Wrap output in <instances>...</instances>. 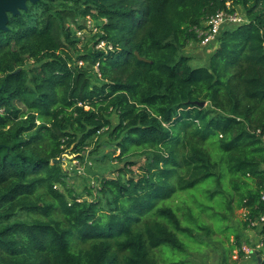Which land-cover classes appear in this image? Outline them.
Wrapping results in <instances>:
<instances>
[{"label": "trees", "instance_id": "1", "mask_svg": "<svg viewBox=\"0 0 264 264\" xmlns=\"http://www.w3.org/2000/svg\"><path fill=\"white\" fill-rule=\"evenodd\" d=\"M238 9L247 23L192 67L197 31ZM87 18L96 31L79 48ZM263 138L264 0L27 2L0 31V264H158L163 245L188 254L202 245L193 208L262 212ZM66 151L93 159L92 185L69 187L68 168L51 164Z\"/></svg>", "mask_w": 264, "mask_h": 264}, {"label": "rangeland", "instance_id": "2", "mask_svg": "<svg viewBox=\"0 0 264 264\" xmlns=\"http://www.w3.org/2000/svg\"><path fill=\"white\" fill-rule=\"evenodd\" d=\"M237 12L243 14L240 9H238ZM84 23L86 29L92 30V33L90 34L87 30H75V34L80 40L79 48L84 46L86 44L85 42H87L96 31L93 24L90 26L88 22H83V24ZM100 46L102 47V45H98L97 48H100ZM216 46L217 42L208 47H201L200 44L196 46L192 45L188 47L184 53L191 56L192 60L190 65L192 67H200L205 65L204 62L206 58L212 54ZM81 64L82 63H79V65ZM94 69L97 70V66H94ZM101 140H103V138ZM115 155H118V152H116ZM74 159L75 155L73 154H71V156L64 155L63 161L65 162V166L63 168H68L71 172L70 176L72 178L69 181V187H73L80 191L85 180H89V184L92 185L91 173L96 171V168L93 159L88 156L87 152L84 154L83 161ZM136 161L138 162L137 166H140L144 163V158L139 157ZM114 163L115 162H113V164ZM137 166H133L132 170L138 172V170H136ZM234 200H236L235 196ZM173 204L176 205L177 201H174ZM209 205L213 209L208 212L210 218L204 215L198 217L195 208H193L192 211L193 215L198 218L199 225L203 227V230L195 231L193 234L197 236V240L202 241V245L190 241V243L187 244L189 246L187 248L189 255L180 253L163 245L161 246L162 251L160 250L154 253L158 264H173L179 262H183L182 264H246L248 261L256 258V253H258L261 259H264V249H258L256 247L262 237L259 235V231H257L259 228L256 230L254 239H250L249 241L245 240L246 235H248L247 232L251 231V229H244V208H238L237 202L232 204L231 210L225 209L222 205L221 208H217L216 202H211ZM223 218H225V220ZM204 228H207V230H204ZM235 237L241 239L243 244L247 243L246 248L252 251V253L249 255L246 253L240 255L237 248L234 250L233 245ZM183 242L187 243L185 240H183Z\"/></svg>", "mask_w": 264, "mask_h": 264}, {"label": "built area", "instance_id": "3", "mask_svg": "<svg viewBox=\"0 0 264 264\" xmlns=\"http://www.w3.org/2000/svg\"><path fill=\"white\" fill-rule=\"evenodd\" d=\"M86 22L91 26L89 18L86 19ZM247 20L243 14L230 11H219L215 15L211 16L206 23V28L203 31H197L201 41L199 44L201 47H208L217 42L219 35L226 29L245 24ZM100 48H103V43H100ZM98 47V46H97ZM264 140V138H263ZM259 202L264 206V182L260 187L259 192ZM243 217L245 221H248V226L250 228H259L264 230V208L257 219L252 220L248 217V212L244 209ZM262 240L257 244V248L261 249L264 246V233ZM242 251L249 255L252 251L248 250L245 246L242 247Z\"/></svg>", "mask_w": 264, "mask_h": 264}, {"label": "water", "instance_id": "4", "mask_svg": "<svg viewBox=\"0 0 264 264\" xmlns=\"http://www.w3.org/2000/svg\"><path fill=\"white\" fill-rule=\"evenodd\" d=\"M36 0H0V31H5L7 29L8 15H16L20 10H24L26 8L27 2H35ZM136 56L137 53H136ZM194 105L199 107H203L205 105L204 102H194ZM71 156L69 151H66L59 155L58 158L51 160V164H61L62 167L65 166V162L63 161V156ZM258 263L261 262V258L258 253L255 254Z\"/></svg>", "mask_w": 264, "mask_h": 264}, {"label": "crops", "instance_id": "5", "mask_svg": "<svg viewBox=\"0 0 264 264\" xmlns=\"http://www.w3.org/2000/svg\"><path fill=\"white\" fill-rule=\"evenodd\" d=\"M193 46H196V45H193ZM189 47H191V46H189ZM210 53H211V52H210ZM188 56H189V55H188ZM206 59H207V58H206ZM256 230H257V228H256L255 230H252V229H251V231H248V232H247L251 239H254V237H255V235H256ZM257 231H260V229H258ZM261 240H262V237H261ZM261 240H260V241H261Z\"/></svg>", "mask_w": 264, "mask_h": 264}]
</instances>
